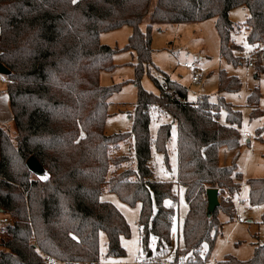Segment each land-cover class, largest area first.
Returning a JSON list of instances; mask_svg holds the SVG:
<instances>
[{"label":"trees","instance_id":"trees-1","mask_svg":"<svg viewBox=\"0 0 264 264\" xmlns=\"http://www.w3.org/2000/svg\"><path fill=\"white\" fill-rule=\"evenodd\" d=\"M237 6L248 9L244 21L248 44L264 45V0H0V63L10 70L6 91L15 128L10 137L0 126V209L11 218L8 238L0 243V264H46L48 257L64 264H97L101 231L107 237V254L124 256L119 238L129 236V227L113 204L100 199L104 186L121 201L140 204L138 226L145 256L168 251L178 197L172 182L153 178L149 160L153 143L168 167L172 124L175 182L183 187L188 208L182 247L174 248L171 264L207 263L222 227L217 212L223 211L230 220L235 216L234 204L226 198L240 190L242 174L235 162L219 165L218 152L221 147L238 148L241 112L222 96L216 102L208 96L187 101V88L162 71L160 83L149 70L151 31L160 24L214 18L219 55L237 65L241 57L233 51L243 47L231 43L233 23L228 17ZM146 16V30L141 31ZM124 25L132 27L123 49L137 57L133 80L137 99L131 130L107 135L108 98L120 83L100 85L99 73L115 67L112 57L121 49L101 44L99 36ZM254 66L255 71L263 70L260 54ZM144 71L158 93L139 86ZM240 86L236 76L219 70V92L237 91ZM259 98L256 87L246 98L250 118L264 116L257 106ZM153 110L169 114L171 122L160 123L152 140ZM130 137L135 168L116 171L126 156L111 158L109 148ZM30 155L48 171V180L42 182L28 171L25 161ZM111 165L115 172L108 175ZM246 182L249 205L263 203L264 178ZM207 188L218 189L219 197L209 217ZM215 264H264V244L255 245L247 260L226 255Z\"/></svg>","mask_w":264,"mask_h":264},{"label":"rangeland","instance_id":"rangeland-1","mask_svg":"<svg viewBox=\"0 0 264 264\" xmlns=\"http://www.w3.org/2000/svg\"><path fill=\"white\" fill-rule=\"evenodd\" d=\"M248 15L246 6H237L231 9L229 16L233 23L231 31L233 44L241 45L244 51L234 50V54L241 57L237 65L228 63L219 55V38L214 26V18L199 21L197 23L160 24L151 31V62L150 73L157 79H162L159 71L166 73L172 80L187 88V99L197 100L200 96H208L211 102H216L218 96L241 112V125L239 127V146L233 156L226 148H222L218 154V161L223 165H231L235 162L243 173L240 181L239 199L231 200L234 204L236 215L232 220L223 211L217 212V218L222 223L221 233L215 239L214 247L206 264H215L226 255H231L239 260H247L252 257L255 245L264 244V224L261 223V215L264 213L262 205L264 202L251 206L248 205L249 186L247 178H264V116L260 115L250 118L251 106L247 104L246 98L255 87L259 89L260 98L257 106L264 110V45L259 48L252 47L246 40L247 29L244 24ZM228 16V17H229ZM148 17L140 23V30H146ZM132 32V27L124 25L120 28L102 32L99 36L101 44L121 49L113 54L112 62L115 67L111 71H100L99 83L109 86L120 83V89L108 98L107 117L104 124V133L113 134L131 130V117L137 99V86L133 82L135 73L134 65L137 57L132 50L123 49ZM231 41V40H230ZM262 71H255L254 63L259 54ZM194 62L204 74L201 81H192L191 71L183 67V62ZM252 62V66L247 63ZM223 69L227 75L236 76L241 82L237 91H218V72ZM255 73L257 75L255 76ZM5 75L0 74V126L6 130L10 137L15 136L13 122L8 118L11 109L7 99V84L2 83ZM158 79V80H159ZM160 81V80H159ZM139 86L148 92L158 93L150 75L144 71L138 80ZM158 111V110H157ZM151 111L149 132L153 140L160 123L171 122L169 114H158ZM224 111L220 119L224 121ZM261 129L257 134V129ZM132 138L120 142L118 146L111 145L109 155L111 158L126 156V159L119 165L116 171L126 168L134 169L133 148L128 152ZM133 142V141H132ZM124 144L121 148L119 146ZM168 167L164 163L163 154L157 152L153 143L150 150V167L155 180L170 181L177 193V218L171 228V247L168 251L153 253L152 257L145 256L140 244L138 218L140 204L129 205L121 201L118 196L107 190L104 186L101 193V200L113 204L123 215L129 227V236H121L119 242L125 254L122 257L110 256L107 254V237L104 232H99V258L104 264H141L140 260L147 259L146 264H171L174 248L182 245V224L187 212V204L183 196V187L175 182L174 170L177 168L176 160V129L171 126V136L167 143ZM225 151V152H224ZM225 162V163H224ZM237 171L238 168L236 167ZM114 166H110L108 175L112 174ZM241 173V174H242ZM33 175V174H32ZM170 203L169 200L165 201ZM7 217L8 223L3 222ZM11 218L0 211V243L8 238L6 225ZM3 230V232H1ZM256 233V237H254ZM178 244V245H177ZM176 245V246H174ZM153 248V244L150 245ZM182 247V246H181ZM64 264V263H58Z\"/></svg>","mask_w":264,"mask_h":264},{"label":"water","instance_id":"water-1","mask_svg":"<svg viewBox=\"0 0 264 264\" xmlns=\"http://www.w3.org/2000/svg\"><path fill=\"white\" fill-rule=\"evenodd\" d=\"M10 70L0 63V74L9 75ZM25 165L30 173H32L38 180L44 182L49 179V173L37 159L36 156L30 155L26 161ZM46 177V178H45ZM206 199H207V216L209 217L216 207L219 205L218 189L207 188L206 189ZM1 211V209H0Z\"/></svg>","mask_w":264,"mask_h":264},{"label":"built area","instance_id":"built-area-1","mask_svg":"<svg viewBox=\"0 0 264 264\" xmlns=\"http://www.w3.org/2000/svg\"><path fill=\"white\" fill-rule=\"evenodd\" d=\"M248 66H252V62H248L247 63ZM183 67L189 69L191 71V79L192 81H201L204 77V74L200 71V69L198 68V66L194 63V62H188V61H184L183 62ZM11 80L9 78H7L6 76L4 78H2V83H10ZM226 199H229V197H227ZM3 222L8 223V219L7 217H4ZM1 232H3V230H1ZM184 259V256L180 257V262H182ZM141 264H146L147 263V259L146 258H142L140 260ZM59 261L53 257H48L46 259V264H58Z\"/></svg>","mask_w":264,"mask_h":264},{"label":"crops","instance_id":"crops-1","mask_svg":"<svg viewBox=\"0 0 264 264\" xmlns=\"http://www.w3.org/2000/svg\"><path fill=\"white\" fill-rule=\"evenodd\" d=\"M231 11V10H230ZM230 11H229V13H230ZM229 13H228V16H229ZM248 16V15H247ZM229 18H230V16H229ZM215 22V21H214ZM189 23H197V22H189ZM248 31V30H247ZM247 34V33H246ZM230 40H231V43H233L234 41V39H233V37H232V34L230 33ZM233 41V42H232ZM238 45V44H237ZM257 47V48H259L260 46H258V44H250V48H252V47ZM243 51H244V47H243ZM260 52H259V54L261 55V49L259 50ZM134 52V51H133ZM235 53V52H234ZM159 79V78H158ZM160 80V83L162 82V79H159ZM5 96H7V99H8V95H5ZM187 99V98H186ZM187 101H189V102H195L196 100H193V101H191V100H188L187 99ZM8 103H9V100H8ZM154 111H157V110H154ZM158 112V111H157ZM158 114H162L161 112H158ZM10 121H12V113L10 114V117L8 118ZM13 122V121H12ZM1 125V124H0ZM157 128H158V126H157ZM131 144H130V146H129V150H128V152H130L131 153V148H133V144H132V141L130 142ZM124 144H121L120 146H119V148H121L122 146H123ZM222 148H224V147H221L220 149H222ZM220 149H219V151H220ZM226 151H230V155H232L233 156V154H234V152L236 151L235 149L234 150H229V149H225ZM225 152V151H224ZM218 154H219V152H218ZM133 157V156H132ZM134 160V159H133ZM176 160H177V156H176ZM219 162V161H218ZM225 163V162H224ZM149 164H150V160H149ZM219 165H221L220 163H219ZM222 166H224L223 164H222ZM237 168H238V171H240L241 172V170H240V168L237 166ZM176 170H177V168H176ZM176 170H174V178H176ZM242 173V172H241ZM242 177H243V173H242ZM154 178V177H153ZM155 179V178H154ZM242 182V179L241 180H239V182ZM240 191V190H239ZM239 191L237 192V193H235L234 195H232V196H230V198H231V200H234L235 198H237V199H239L240 200V198H239ZM101 199V198H100ZM248 200V199H247ZM248 205H249V203H248ZM262 207H263V209H264V205H262ZM235 215H236V211H235ZM177 216V215H176ZM177 218V217H176ZM174 222H175V220H174ZM221 231V230H220ZM221 233V232H220ZM257 235H256V233H254V237H256ZM178 245V244H177ZM173 246V245H172ZM174 246H176V245H174ZM182 246V245H181ZM180 246V247H181ZM204 247L205 246H203V249H204ZM0 248H1V246H0ZM80 264H82V263H80ZM97 264H104L101 260H100V258H99V261H98V263Z\"/></svg>","mask_w":264,"mask_h":264},{"label":"snow or ice","instance_id":"snow-or-ice-1","mask_svg":"<svg viewBox=\"0 0 264 264\" xmlns=\"http://www.w3.org/2000/svg\"><path fill=\"white\" fill-rule=\"evenodd\" d=\"M46 178V177H45Z\"/></svg>","mask_w":264,"mask_h":264}]
</instances>
